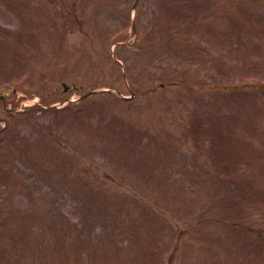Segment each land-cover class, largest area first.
Instances as JSON below:
<instances>
[{"label":"rangeland","instance_id":"374dc122","mask_svg":"<svg viewBox=\"0 0 264 264\" xmlns=\"http://www.w3.org/2000/svg\"><path fill=\"white\" fill-rule=\"evenodd\" d=\"M134 1L0 0V264H264V0Z\"/></svg>","mask_w":264,"mask_h":264}]
</instances>
